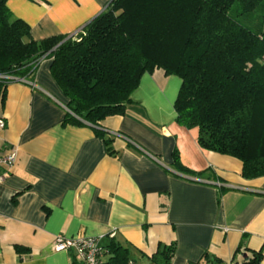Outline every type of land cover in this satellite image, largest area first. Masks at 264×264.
I'll return each mask as SVG.
<instances>
[{"label":"crops","instance_id":"1","mask_svg":"<svg viewBox=\"0 0 264 264\" xmlns=\"http://www.w3.org/2000/svg\"><path fill=\"white\" fill-rule=\"evenodd\" d=\"M106 1L6 4L40 40L75 34ZM50 61L8 83L0 107V154L15 151L0 168V264H72L71 252L53 247L58 235L113 240L136 264L163 245L173 248L170 264L241 261L251 251L264 264V176L242 177L238 159L201 148L197 130L176 123L177 76L144 73L122 114L77 125L64 122ZM174 150L193 173L174 168Z\"/></svg>","mask_w":264,"mask_h":264},{"label":"trees","instance_id":"2","mask_svg":"<svg viewBox=\"0 0 264 264\" xmlns=\"http://www.w3.org/2000/svg\"><path fill=\"white\" fill-rule=\"evenodd\" d=\"M6 2L0 0V107L8 83L29 79L48 58L67 99L64 122L98 127L124 112L142 74L161 68L180 79L176 123L196 129L201 148L238 159L242 177L264 176V31L230 15L232 5L249 12L264 0H107L75 34L40 40ZM172 164L193 173L176 150ZM106 247L109 262L128 264L123 246L110 240ZM172 252L163 245L144 264H170ZM244 254L236 264H258L262 256Z\"/></svg>","mask_w":264,"mask_h":264},{"label":"built area","instance_id":"3","mask_svg":"<svg viewBox=\"0 0 264 264\" xmlns=\"http://www.w3.org/2000/svg\"><path fill=\"white\" fill-rule=\"evenodd\" d=\"M15 81L26 82L25 78H16ZM4 120L0 117V128L4 127ZM15 159V151L11 150L0 154V168L9 166ZM7 172L0 171V183L5 178ZM53 247L55 250L71 252L77 264H112L105 257L109 251L106 246L100 245L99 237H65L58 235L55 237ZM128 264H136L129 260ZM197 264H236L233 260L212 262L210 260H200Z\"/></svg>","mask_w":264,"mask_h":264},{"label":"rangeland","instance_id":"4","mask_svg":"<svg viewBox=\"0 0 264 264\" xmlns=\"http://www.w3.org/2000/svg\"><path fill=\"white\" fill-rule=\"evenodd\" d=\"M230 15L253 32L264 31V3L249 12H241L236 5H232Z\"/></svg>","mask_w":264,"mask_h":264}]
</instances>
